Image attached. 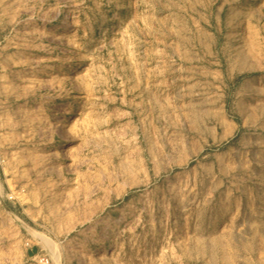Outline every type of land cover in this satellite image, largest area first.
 <instances>
[{
    "label": "rangeland",
    "instance_id": "rangeland-1",
    "mask_svg": "<svg viewBox=\"0 0 264 264\" xmlns=\"http://www.w3.org/2000/svg\"><path fill=\"white\" fill-rule=\"evenodd\" d=\"M0 264H264V0H0Z\"/></svg>",
    "mask_w": 264,
    "mask_h": 264
},
{
    "label": "bare ground",
    "instance_id": "bare-ground-1",
    "mask_svg": "<svg viewBox=\"0 0 264 264\" xmlns=\"http://www.w3.org/2000/svg\"><path fill=\"white\" fill-rule=\"evenodd\" d=\"M78 120H79V119H78ZM78 120L74 121V123H75V122H78ZM54 152H55V150H54ZM55 153H56L57 155H59V151L56 150Z\"/></svg>",
    "mask_w": 264,
    "mask_h": 264
}]
</instances>
